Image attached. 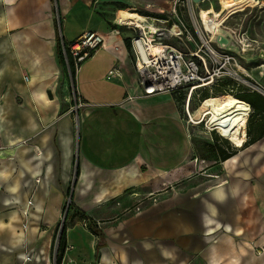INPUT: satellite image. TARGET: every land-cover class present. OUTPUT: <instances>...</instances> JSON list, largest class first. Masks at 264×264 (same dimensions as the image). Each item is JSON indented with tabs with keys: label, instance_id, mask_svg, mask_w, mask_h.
I'll return each mask as SVG.
<instances>
[{
	"label": "crops",
	"instance_id": "obj_1",
	"mask_svg": "<svg viewBox=\"0 0 264 264\" xmlns=\"http://www.w3.org/2000/svg\"><path fill=\"white\" fill-rule=\"evenodd\" d=\"M131 7L163 21L172 4L0 0V264L41 262L38 244L77 173L79 213L109 210L114 220L100 237L89 231L93 248L82 242L97 264H264V138L222 162L217 153L199 157L174 97L141 96L116 29ZM90 32L104 44L69 80L58 35L72 45ZM118 68L120 77L110 76ZM195 158L207 182L194 187L191 178L176 191V179L199 166ZM153 195L163 199L158 206L123 214Z\"/></svg>",
	"mask_w": 264,
	"mask_h": 264
},
{
	"label": "rangeland",
	"instance_id": "obj_2",
	"mask_svg": "<svg viewBox=\"0 0 264 264\" xmlns=\"http://www.w3.org/2000/svg\"><path fill=\"white\" fill-rule=\"evenodd\" d=\"M259 1L261 3H264V0H259ZM171 2L172 0H170V3ZM212 5L216 7V10H218V8L220 7L218 0L206 1L200 7L206 9V8L211 7ZM136 9L137 8L131 7L129 11L133 13H137L143 17H148V18L154 17V16L150 17L151 15L147 13H143L142 12L143 10L146 12L145 9H142V11H140L139 9L138 10ZM172 9H173V5L169 11L161 10L162 11L161 13L163 14H160V15L164 16V18L161 20L168 21L171 18L176 19V17H173L171 13ZM148 10H151L153 12L155 11L152 8H149ZM127 12L128 11H125L123 14ZM193 12L195 13V14L193 13V15L196 16V11H193ZM150 14H154V13H150ZM190 15L191 13L187 6L184 8L183 7L177 8L178 18L188 20ZM113 17L116 20V14ZM190 25L191 27L193 26V24L191 23ZM225 26H229L232 29H237L239 31L241 30V31L246 32L249 36V39L257 40L258 44H254L252 41H249L248 42L249 48L247 49L249 50V52L246 54H242L238 46L232 43H231V49H221L220 47H217V45H214V44L211 46L215 48V50L217 51L229 53L232 56L236 57L238 59L239 66H241V70L245 71L247 74L251 76V80L250 81L248 80L251 83V85H254L256 87L261 86L262 88H264V67L261 65V64L264 65V61H261L258 58V54L261 51L260 49L264 50V7L261 8L259 6L256 8H250L246 10L245 12L234 14V16L230 18V20L225 24ZM116 29L118 32L117 35H120V37L124 39L126 47H127L126 40L127 39L130 40V42L128 43L129 47H127V50H128V54H129V58L131 62V68H133L134 54H132L129 49L131 45V39H132L131 37L134 35V32L128 26H123V25L119 26L118 24H117ZM171 44L177 49L184 52L188 56H190L191 53H196V51L201 46L199 44L197 36H195L192 42H188L186 40L184 42L180 40H173ZM203 51L208 53L206 48H203ZM251 57L253 58L252 61L250 63H247L245 59L251 58ZM75 69H76V66H75ZM65 72L67 73L69 80L70 79L72 80L73 72L71 71L68 65L65 67ZM189 88L190 86H188V88L185 89L184 94H181V96H177L174 94H172V96L177 101V106L179 109V116H181V120L185 122V125L187 126V128H189L190 132L193 133V140L195 141V148H196V151L199 157L201 155L205 157H211V155H214L216 153V148H223L225 150L227 149L236 150L237 148L234 147V145L230 141L229 142L225 140L221 141L214 134L210 135L206 131L205 126L203 124L199 126H193L187 123V118L184 116V106H185L184 102L186 101L185 94L188 93ZM229 90H232L233 93L239 92L241 94L242 93L246 94V93L252 92L253 88L247 87V85H244L242 83H238V81L234 82L231 80L229 81L227 79H224L220 81V88L213 90L212 94H210L206 89L198 90L194 94V99H192V104L190 108V111L193 113L192 116L195 117L194 119L199 120L201 113H203L207 109L206 107L199 108L201 101L198 102L195 99L196 94H200L202 99H204L205 97H209L211 95L215 97H220L226 92H229ZM73 93L74 91L72 89L71 95H70L71 103H74V100L76 99ZM254 93L260 96L261 98H263V101H264L263 96L259 95L256 91ZM210 99L211 100H208L207 103L210 101V103L219 105V103L222 102L221 100L219 101L213 98H210ZM252 114L253 116L250 119V122L248 123L247 128H246V130L248 128L251 130V134L246 136V133L243 130V126L245 124H243L242 126L243 131H242L241 137L244 141L247 140L248 143L252 140L254 135L259 133L260 127L264 129V121L262 122L261 109ZM194 161H196V163H198L199 166L195 170H193V173L184 174L181 177L176 179L175 184H174V189H176V191H182L187 186L191 185V181H192L191 178L196 177L195 178L196 181H194V184H193L194 187L202 185L203 182H207L208 178L205 179L206 178L205 176L200 175V173L202 172V169L205 167L204 166L205 164H203L204 162H201V160L200 159L198 160V158H195ZM190 171H191V168L187 172H190ZM75 179L76 177L75 175H73L71 179L70 189H69L72 192L69 193V190H68V192L65 195V202L63 204V208L61 210L59 220L54 225L47 228V233L43 234L42 240H40L38 244L39 250H42V251L39 252L40 253L39 255H41L40 256L41 262L37 264H57V261L59 259H61L62 263L65 261V263H69V264H80L81 261L83 264H97L95 260L97 257L95 255L94 256L91 255L89 257V255L83 251L82 242L85 240L86 247L93 248L95 246V241L93 242L94 239L90 235L91 233L89 232L88 227L92 226L94 223L95 225H97L98 229L101 228L103 231L104 229L111 227L113 225L112 222L114 220L111 219L112 214L111 212H109V210L102 211V212L99 211L100 213L96 212L95 214L91 212L89 215L87 214V212H85L88 217L86 219H83L82 215L79 214V212L82 210L81 209L79 210V208H77V206L75 205V199L73 196V182L75 181ZM214 179H216L217 181L219 180L217 177ZM202 191H203V188H199L198 192L201 193ZM169 192H171V189L164 191L162 193L168 196ZM70 194H71V198H70ZM162 201H163L162 197L160 198V197H157L156 195L143 197V199H141L136 204L130 203L128 204V206H126V208L124 209L122 208L123 210L122 212L124 215L128 214L129 212L139 213L140 211H144L153 205L158 206L159 203H161ZM114 203H115L114 205H116L117 207H120L119 202L114 201ZM137 209H139V211ZM41 229L43 230L44 228L41 227ZM64 229L66 232V241H65V244L62 246L60 239H61ZM88 234L91 237H89ZM97 243H99V240H97L96 244ZM40 258H38L37 262L40 261ZM190 264H195V263L192 262Z\"/></svg>",
	"mask_w": 264,
	"mask_h": 264
},
{
	"label": "built area",
	"instance_id": "obj_3",
	"mask_svg": "<svg viewBox=\"0 0 264 264\" xmlns=\"http://www.w3.org/2000/svg\"><path fill=\"white\" fill-rule=\"evenodd\" d=\"M193 2V0H172L171 4L173 5V9L171 13L173 17H176V19L171 18L168 21H160L155 18L149 19L145 17L156 26L153 35L154 39L150 41L145 37L143 32L132 29L134 35L131 37L132 39L129 50L132 54H134L133 69L136 73L141 96L149 97L156 94H174L181 96V94H184L185 89L190 86L188 93L185 94L186 101L184 102V116L187 118L188 124L199 126L203 123L198 125L195 124L193 117L190 115L192 99H194V94L198 90L206 89L210 94H212L213 90L220 88L221 80L227 79L229 81H238V83L244 84L236 77H241L249 82L251 80V76L241 70V66H239L238 59L236 57L229 53L217 51L212 46L210 49L206 47L204 43V38H206V36H204L201 31V26L199 24L200 20L197 16L193 15V11H195L194 6H196ZM186 6L190 10V17L188 20L178 18L177 8H184ZM190 23L193 24L192 27ZM165 28L173 30V35L170 39H167L163 33ZM202 28L205 29L204 24H202ZM194 34L197 36L201 46L196 53H191L190 56L186 55L184 52L171 44V40H180L182 42L186 40L188 42H192L195 38ZM222 34L225 35L228 40L227 47H222L220 43L214 44L221 49H231L232 43L238 46L242 54H246L249 52V50H247L249 48V41H252L254 44H258L257 40H250L246 32L232 29L229 26L224 27ZM155 43L160 46L159 49L147 46V44L152 45ZM103 44L104 38L97 33H86L79 37L72 45L62 44V55L65 57L67 64L68 57L72 58L74 62V71L78 72L77 70L79 69V64L90 58L91 54L101 48ZM203 48H206L208 53L204 52ZM260 50L258 58L259 60L264 61V50ZM252 59V57L246 58L245 61L250 63ZM261 65L264 67L263 64ZM120 74L121 70L118 68L114 69L110 73V76L120 77ZM196 87H198V89H196ZM247 87H249V85H247ZM257 87L258 89L253 88L250 93H254L256 91L259 95L264 97V88L261 86ZM225 94H230L234 97L236 94L241 93H233L232 90H229V92H226ZM195 99L198 102H202V100H204L200 94H196ZM76 103L74 111L81 106V103H79L78 100ZM252 115V110H250L246 116L247 120L243 126V130L246 135L247 124ZM203 125L210 135L214 134L221 140L224 139L229 142L227 137H225L222 134V131L218 128L212 127L210 129L206 123ZM137 210L139 211V209Z\"/></svg>",
	"mask_w": 264,
	"mask_h": 264
},
{
	"label": "bare ground",
	"instance_id": "obj_4",
	"mask_svg": "<svg viewBox=\"0 0 264 264\" xmlns=\"http://www.w3.org/2000/svg\"><path fill=\"white\" fill-rule=\"evenodd\" d=\"M203 1L204 0H195L193 3L198 6ZM218 3L220 4V7L218 5V10H216V7L212 5L207 9L199 8L196 13L197 18L200 20L199 24L201 26V31L203 32L204 36H206V38H204V43L209 49L211 44L216 43H220L222 47H227L228 40L225 35L222 34V32L225 24L232 16H234V14L245 12L250 8H256L259 6L261 8L264 7V3H261L258 0H218ZM194 10L196 11L195 6ZM122 22L123 25H127L131 29H136L143 32L148 40L152 41L154 39L153 35L156 26L153 25L151 21H148L145 17L139 14L137 15L135 13L127 12L126 18ZM202 24H204L205 29L202 28ZM163 33L167 39H170L173 35V30L165 28ZM147 46L156 49H159L160 47L156 43L152 45L147 44ZM236 78L244 84L249 85V87L258 89V87L251 85L250 82H247L245 79L241 77ZM196 89H198V87H196ZM210 98L217 99L219 101L221 100L223 102H221L219 105L210 103V101L207 103L208 100H211ZM210 98L200 103L199 108L206 107L207 109L201 113L199 120H195V117L192 116L193 113L190 112L195 124L198 125L201 123H206L210 129L212 127L218 128L220 131H222V134L227 137V139L234 145V147L237 149H243L244 140L241 137L243 131L242 126L245 124L247 120L246 116L251 110L250 105L238 98L234 99L230 94H223L220 97L210 96ZM0 158H3L1 154Z\"/></svg>",
	"mask_w": 264,
	"mask_h": 264
},
{
	"label": "trees",
	"instance_id": "obj_5",
	"mask_svg": "<svg viewBox=\"0 0 264 264\" xmlns=\"http://www.w3.org/2000/svg\"><path fill=\"white\" fill-rule=\"evenodd\" d=\"M57 39H58V54H59V56L61 58V62L64 63V65H66V66L68 65L69 66V68L73 72V76H74V73H75V71H74V62H73L71 57H68V64L66 63L65 57L62 55V40H60L59 35H58ZM126 42H127V47H129L128 43L130 42V40L127 39ZM208 98H210V96L209 97H205L204 100H206ZM233 98L234 99L238 98V99L243 100L244 102L248 103L250 105V107H251V110L253 111L252 113H255V112H257V111H259L261 109L262 122L264 121V101H263V98H261L260 96H258L255 93H252V94L251 93L236 94ZM219 104H221V103H219ZM252 116L250 117V119L252 118ZM250 119H249L248 123L250 122ZM259 130H260L259 133L254 135L252 140L249 142L251 145L254 144L255 142L261 140L262 138H264V129H262L260 127ZM250 134H251V130L248 128L247 129V136L250 135ZM222 140H224V139H222ZM247 143L248 142L244 141V145L243 146L247 147L246 146ZM237 152H238L237 149L236 150L235 149H231V150L227 149V150H225L223 148H216V153L218 154L219 159H220L221 162L225 161V160H227V159H229V158H231L233 156H235L237 154ZM76 175H78V173ZM70 192L71 191L69 190V193ZM79 214L82 215L83 219L87 218L86 215H84L83 213H79ZM88 230L95 236L97 235V236L100 237L102 235V232L97 228V225H95L94 223H93L92 226L88 227ZM65 241H66V232H65V229H64V231L62 233V236H61V239H60V242H61L62 246L65 244ZM61 262H62L61 259H59L57 261V264H61Z\"/></svg>",
	"mask_w": 264,
	"mask_h": 264
},
{
	"label": "water",
	"instance_id": "obj_6",
	"mask_svg": "<svg viewBox=\"0 0 264 264\" xmlns=\"http://www.w3.org/2000/svg\"><path fill=\"white\" fill-rule=\"evenodd\" d=\"M193 1H195V0H193ZM75 177L77 178V175L75 174ZM72 192V191H71ZM72 194V193H71ZM71 194H70V198H71Z\"/></svg>",
	"mask_w": 264,
	"mask_h": 264
}]
</instances>
